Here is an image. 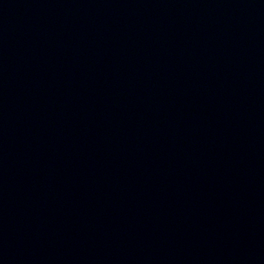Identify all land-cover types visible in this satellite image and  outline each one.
Segmentation results:
<instances>
[{
    "label": "water",
    "instance_id": "water-1",
    "mask_svg": "<svg viewBox=\"0 0 264 264\" xmlns=\"http://www.w3.org/2000/svg\"><path fill=\"white\" fill-rule=\"evenodd\" d=\"M0 264H264V0H0Z\"/></svg>",
    "mask_w": 264,
    "mask_h": 264
}]
</instances>
